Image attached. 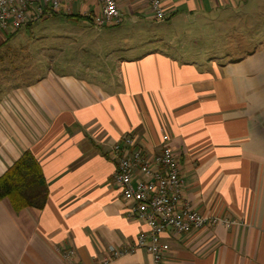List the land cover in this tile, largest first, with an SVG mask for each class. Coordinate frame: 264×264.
<instances>
[{"label": "crops", "instance_id": "crops-1", "mask_svg": "<svg viewBox=\"0 0 264 264\" xmlns=\"http://www.w3.org/2000/svg\"><path fill=\"white\" fill-rule=\"evenodd\" d=\"M161 2L157 22L146 0H116L120 24L136 25L128 46L86 20L96 0L73 2L70 14L51 17L80 21L75 46L91 64L1 96L0 176L28 151L47 197L41 210L18 212L0 201V264H150L144 250L112 257L145 231L126 218L112 182L108 152L126 135L148 156L166 135L182 200L217 219L166 233L163 264H264V33L247 23L264 0Z\"/></svg>", "mask_w": 264, "mask_h": 264}, {"label": "built area", "instance_id": "built-area-1", "mask_svg": "<svg viewBox=\"0 0 264 264\" xmlns=\"http://www.w3.org/2000/svg\"><path fill=\"white\" fill-rule=\"evenodd\" d=\"M85 0H0V40L22 28L54 15H68L73 2ZM97 14H85L86 20L95 29L114 27L120 24L116 0H96ZM152 17L161 22L166 13L161 0H146ZM168 137L162 136L160 151L146 155L135 145L130 136H123L112 145L108 159L116 163L112 182L120 192L125 206V216L144 224L145 231L139 233L131 247L113 250L116 258L136 250H144L150 264H163L168 244L164 235L188 234L217 223L191 210L181 198L182 176L179 159L170 148ZM71 254V253H70ZM69 254V256H70ZM103 264H110L105 261Z\"/></svg>", "mask_w": 264, "mask_h": 264}, {"label": "rangeland", "instance_id": "rangeland-1", "mask_svg": "<svg viewBox=\"0 0 264 264\" xmlns=\"http://www.w3.org/2000/svg\"><path fill=\"white\" fill-rule=\"evenodd\" d=\"M260 12L253 16H247V23L252 25V29L260 30L264 33V9H259ZM133 21L125 20L120 25L110 28L112 35H109L111 40L123 41L125 45L136 44V25ZM224 26L223 21H221ZM80 21L74 18L66 19L61 16L48 17L37 23L32 24L29 28H22L18 33L8 41L6 46L16 45L17 50L24 49V55L18 53L21 57L22 71L15 77L4 76L0 73V87L6 86L5 81H8L9 87L13 88L16 84L24 87L25 84L34 82L35 79L46 74L47 72H56L57 74L69 73L72 70L71 63H84L86 58L91 64V57L83 53L75 46V42L82 39V30ZM247 24V26H250ZM243 24L242 33L253 32L249 28H245ZM224 29V28H222ZM91 31L90 29H88ZM93 32V31H91ZM222 32V43L225 41ZM254 33V32H253ZM259 33V32H257ZM92 34H96L93 32ZM91 34V36H92ZM264 35V34H263ZM129 40V42H128ZM248 40V39H247ZM256 41H253L255 43ZM19 47V48H18ZM16 48H13L16 51ZM27 56V57H25ZM25 58V59H24ZM7 74V73H5ZM8 76V75H7ZM14 76V75H13ZM6 78V79H5ZM15 78V79H13Z\"/></svg>", "mask_w": 264, "mask_h": 264}, {"label": "trees", "instance_id": "trees-1", "mask_svg": "<svg viewBox=\"0 0 264 264\" xmlns=\"http://www.w3.org/2000/svg\"><path fill=\"white\" fill-rule=\"evenodd\" d=\"M18 31L7 35L4 40L0 41V73L3 74V77L6 76V78L10 77L11 74L12 77H15L23 72L21 57L24 55L23 53L25 50H21L22 47L17 50L15 44L6 46L8 41L12 39ZM13 48H16V51H14ZM33 79H35V81L37 80V78ZM8 81L4 82L6 86L0 87V98L5 92L20 87V85L16 84V86L11 88L9 87ZM46 197L47 185L42 176L39 164L30 152L25 151L19 159L0 176V201L7 199L14 212H18L26 208L41 210Z\"/></svg>", "mask_w": 264, "mask_h": 264}]
</instances>
